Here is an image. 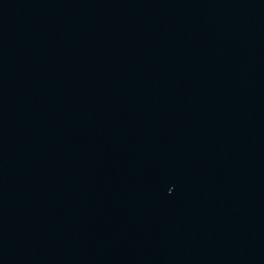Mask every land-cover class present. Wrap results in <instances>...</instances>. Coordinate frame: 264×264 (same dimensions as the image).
Returning a JSON list of instances; mask_svg holds the SVG:
<instances>
[{"label": "water", "instance_id": "95a60500", "mask_svg": "<svg viewBox=\"0 0 264 264\" xmlns=\"http://www.w3.org/2000/svg\"><path fill=\"white\" fill-rule=\"evenodd\" d=\"M0 264H264V0H0Z\"/></svg>", "mask_w": 264, "mask_h": 264}]
</instances>
